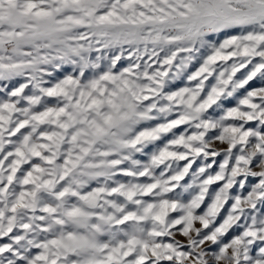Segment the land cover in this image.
<instances>
[{
    "label": "snow or ice",
    "instance_id": "6c2138e0",
    "mask_svg": "<svg viewBox=\"0 0 264 264\" xmlns=\"http://www.w3.org/2000/svg\"><path fill=\"white\" fill-rule=\"evenodd\" d=\"M0 264H264V0H0Z\"/></svg>",
    "mask_w": 264,
    "mask_h": 264
}]
</instances>
